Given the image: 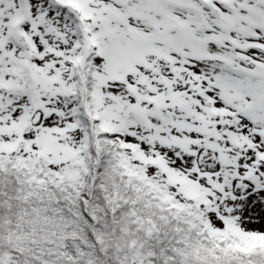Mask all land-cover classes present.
I'll list each match as a JSON object with an SVG mask.
<instances>
[{
    "label": "snow or ice",
    "instance_id": "6c2138e0",
    "mask_svg": "<svg viewBox=\"0 0 264 264\" xmlns=\"http://www.w3.org/2000/svg\"><path fill=\"white\" fill-rule=\"evenodd\" d=\"M0 264H264V0H0Z\"/></svg>",
    "mask_w": 264,
    "mask_h": 264
}]
</instances>
